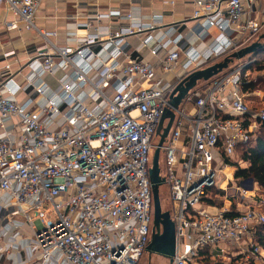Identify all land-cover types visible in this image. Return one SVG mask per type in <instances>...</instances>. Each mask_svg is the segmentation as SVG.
I'll list each match as a JSON object with an SVG mask.
<instances>
[{
	"label": "built area",
	"instance_id": "1",
	"mask_svg": "<svg viewBox=\"0 0 264 264\" xmlns=\"http://www.w3.org/2000/svg\"><path fill=\"white\" fill-rule=\"evenodd\" d=\"M41 3L0 0V8L44 41L27 65L33 79L18 86L7 65L0 87L8 95L0 97V196L7 197L0 218H22L17 227L32 238L33 264H140L152 236L150 169L167 109L174 122L161 152L174 204V264H199L205 249L222 257L230 251L225 246L244 260L241 264H264L256 239L264 214L252 206L251 182L237 184L224 175L264 124V93L242 90L257 81L258 60L251 56L232 69L230 64L179 109L170 104L189 74L259 41L264 0H193L198 38L210 37L204 52L175 29H164L163 16L143 22L132 11L99 16L124 19L128 27L111 29L105 37L99 29H88L74 48L60 47L52 41L57 33L34 24ZM135 38L136 50L146 49L156 64L127 55L125 47ZM60 72L52 89L43 77ZM166 75L176 77L166 82ZM31 87L38 99L15 98ZM213 198L222 207L209 204Z\"/></svg>",
	"mask_w": 264,
	"mask_h": 264
},
{
	"label": "crops",
	"instance_id": "2",
	"mask_svg": "<svg viewBox=\"0 0 264 264\" xmlns=\"http://www.w3.org/2000/svg\"><path fill=\"white\" fill-rule=\"evenodd\" d=\"M175 1L174 4L171 2ZM113 11L122 13L134 12L140 21L148 22L154 15H161L164 18V29H175L174 34H183L185 40L199 52H204L206 43L210 37L198 38L201 28L198 22L192 20L194 12L193 0H42L40 8L34 20L37 29L57 33V37L52 41L60 47L74 48L79 42H82L88 35V29H99L100 34L105 37L111 29H124L128 27L129 22L124 19H113L99 16H106ZM7 22H15L14 27H8ZM212 35H216V31H212ZM44 41L40 35L34 31H29L25 23L18 17L7 12L6 8H0V87L6 79L5 67L11 66L14 73V82L21 87L27 85L34 75L27 67L31 58L36 54L37 50L42 47ZM138 40L135 38L133 42L125 47L127 55L132 59H139L151 64L157 63V58L149 54L145 49L138 52ZM95 51H99V46L94 47ZM14 52V55L6 59V53ZM181 73L178 69L177 74ZM62 76V72L58 73L56 78L44 76V80L52 89L58 87L57 78ZM175 75H166V82H172ZM113 89L108 91V95H112ZM8 97L1 91L0 97ZM38 99L35 89L28 88L26 92H19L15 98L18 101H24L28 98ZM252 106H255L254 99H248ZM1 135V130H0ZM227 169V168H226ZM238 173L235 170V177ZM231 177V176H229ZM257 184L254 185L253 195L258 194L260 189L256 191ZM259 188V187H258ZM1 202L6 203L7 197L0 196ZM260 211V205L253 204ZM214 211L215 209H211ZM246 210L245 207L240 209ZM5 215L10 211V206L6 205ZM8 221H1L0 218V264H33V259L37 255L32 243V238L21 234L17 224L22 222L21 217L8 218ZM229 249L227 255L217 258L211 257V261L218 262L221 259L235 258L232 255V249ZM212 255V253H211ZM35 260V259H34ZM202 260V259H201ZM56 263V262H55ZM35 264V261H34ZM49 264H54L49 263ZM199 264H204L203 260Z\"/></svg>",
	"mask_w": 264,
	"mask_h": 264
},
{
	"label": "water",
	"instance_id": "3",
	"mask_svg": "<svg viewBox=\"0 0 264 264\" xmlns=\"http://www.w3.org/2000/svg\"><path fill=\"white\" fill-rule=\"evenodd\" d=\"M262 40H264V35L260 36L259 41L256 43L233 53L223 61L189 74L182 82L179 83L173 94L170 96L171 106L176 110L179 109L184 100L191 94L192 90L195 89L200 82H208L212 80L226 70L235 60H241L264 49V46L260 43ZM167 120L168 123L166 124ZM173 122L174 113L172 110L167 109L164 112L156 132V135L159 138V143L153 155L152 167L150 169V179L154 201V220L151 241L146 250L151 255L168 259L170 264H174V256L176 253V228L170 212L163 211L161 203L160 188L166 184V180L161 176L160 155L161 148L170 134ZM249 180L251 182L249 189L253 190L254 181L251 179Z\"/></svg>",
	"mask_w": 264,
	"mask_h": 264
},
{
	"label": "trees",
	"instance_id": "4",
	"mask_svg": "<svg viewBox=\"0 0 264 264\" xmlns=\"http://www.w3.org/2000/svg\"><path fill=\"white\" fill-rule=\"evenodd\" d=\"M252 58L258 60L255 65V69L258 72V80L256 82L247 83L242 87L244 93L261 91L264 92V49L257 51L255 54L251 55ZM237 158L242 163H247L248 166L241 169L236 162H231V167L238 168L237 178H242L241 180H253L258 187L264 188V124L260 128L256 138L251 144H248L238 150ZM228 174L233 177L234 170H230ZM215 194L222 195L221 193L215 191ZM214 207H222L223 203L213 198V200L208 202ZM256 239L258 244L264 250V225H261L256 230ZM203 258L204 264H213L211 261L212 255L208 249L201 252L200 255Z\"/></svg>",
	"mask_w": 264,
	"mask_h": 264
},
{
	"label": "rangeland",
	"instance_id": "5",
	"mask_svg": "<svg viewBox=\"0 0 264 264\" xmlns=\"http://www.w3.org/2000/svg\"><path fill=\"white\" fill-rule=\"evenodd\" d=\"M264 35V31H263V34ZM261 45L264 46V40H262L261 42ZM251 58V55L241 59V60H235L234 63H232L230 65V68H235V67H238L246 62H248ZM222 60H218L216 61L215 63H218V62H221ZM214 63V64H215ZM258 80V79H257ZM212 80L208 81V82H200L197 87L195 89L192 90L191 93H194V92H197L199 91L201 88H205ZM264 93V92H263ZM195 94V93H194ZM195 100V99H194ZM159 143V140H157V145ZM156 151V148L153 152V155ZM153 155H152V158H153ZM236 164L239 165V167L241 169H244L248 166V164L246 163H242L241 161H239V158H237L235 160ZM160 169H161V176L164 178L165 177V165H164V153L161 152V155H160ZM232 171L234 170V175H235V170L237 172L238 168L236 167H231L229 166L227 169L225 168L224 170V175L225 176H230L228 174L229 171ZM238 174L236 175V177H234L237 181L236 183L239 184V180H241L242 178H237ZM260 189V190H259ZM260 191L258 194L255 195V199L253 200L252 204H257V205H260L261 208H262V214H264V188H258L256 187V191ZM252 192V191H251ZM160 198H161V203H162V207H163V211H168L170 212L171 214V217L173 218L174 217V204L171 200V197H170V190H169V187L168 185H163L161 188H160ZM153 214H154V211H153ZM242 261H244L242 258H229V259H221L220 261L218 262H213V264H241ZM140 264H170V261L166 258H163V257H157L155 255H151L150 253L146 252L143 256V258L141 259L140 261Z\"/></svg>",
	"mask_w": 264,
	"mask_h": 264
}]
</instances>
